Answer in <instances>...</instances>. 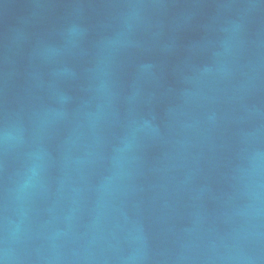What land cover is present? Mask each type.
I'll return each instance as SVG.
<instances>
[{
    "label": "water",
    "instance_id": "water-1",
    "mask_svg": "<svg viewBox=\"0 0 264 264\" xmlns=\"http://www.w3.org/2000/svg\"><path fill=\"white\" fill-rule=\"evenodd\" d=\"M0 264H264V0H0Z\"/></svg>",
    "mask_w": 264,
    "mask_h": 264
}]
</instances>
